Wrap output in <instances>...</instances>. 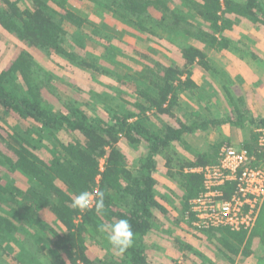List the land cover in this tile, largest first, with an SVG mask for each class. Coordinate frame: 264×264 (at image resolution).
<instances>
[{"label":"trees","instance_id":"obj_1","mask_svg":"<svg viewBox=\"0 0 264 264\" xmlns=\"http://www.w3.org/2000/svg\"><path fill=\"white\" fill-rule=\"evenodd\" d=\"M83 2L107 11L118 26L92 23ZM244 19L264 26V0H0V27L23 45L0 70V264H149L148 235L156 214L167 212L156 190L157 156L165 161V175L183 190L176 197L180 221L202 182L199 174L185 173L184 168L214 163L222 144L210 146L189 163L174 159L173 144H184L185 135L199 130L251 126L250 140L240 147L263 157L255 129L264 126V118L251 117L240 106L243 99L228 86H222L228 108L218 117L187 111L180 99L200 88L191 78L194 65L218 77L209 55L228 46L222 32ZM86 24L92 27L91 37L113 49L120 48L112 40L123 39L126 30L134 31L137 39L164 35L178 47L180 57L169 64L138 60L139 67L133 69L105 49L102 58L121 67L114 78L133 99L120 92L111 97L95 93L96 103L58 96L49 105L44 90L55 94V89L40 54L110 74L99 66L98 56L66 47L68 27ZM120 143L137 153L133 160ZM95 190L105 193L103 215L94 207L83 212L72 207L76 194ZM118 219H127L134 232V246L123 254L113 250L101 231L102 225ZM217 231L222 232L221 249L252 254L255 229L199 233ZM89 245L101 249L103 257L91 258Z\"/></svg>","mask_w":264,"mask_h":264},{"label":"rangeland","instance_id":"obj_2","mask_svg":"<svg viewBox=\"0 0 264 264\" xmlns=\"http://www.w3.org/2000/svg\"><path fill=\"white\" fill-rule=\"evenodd\" d=\"M48 4L56 9L53 4L49 2ZM20 7H24L21 2ZM81 8L88 13L92 23H104L109 28L118 26L107 11L96 5L83 2ZM202 27L209 30L207 24H202ZM108 29H105V32L112 34L111 31H107ZM91 30L92 27L89 24L81 29L68 27L66 47L71 46L78 53L90 52L98 56L99 66L110 71V74L106 76L74 67L54 54L48 57L40 54L38 57L41 58L39 59L41 66L55 89V94L44 90L47 104L54 106L58 96L71 97L78 102L93 101L96 103L95 93L103 97H111L120 92L123 98L132 100L131 91L127 87H120L114 78V72L121 67L102 58L101 55L105 49L113 51L117 60L133 69L139 67L140 63L136 62L138 60L150 63L152 59L169 64L177 62L180 57L178 47L167 41L164 35L145 34L137 39L134 31L126 30L123 32V39L112 40L113 45L120 48L113 49L105 40L91 37ZM221 36L227 41L228 46L209 55L212 67L218 71V77L213 78L204 68L194 65L191 78L200 88L193 94L185 92L181 96L183 108L197 112L201 117L207 114L220 116L228 108L224 96L225 91L222 88L226 85L234 96L243 99L240 106L246 107L251 117L256 119L264 117V26L252 24L244 19L226 29ZM20 48H23V45L0 27V70ZM89 109L93 110V107L89 106ZM244 128L250 134L251 126H245L242 129ZM235 131L229 128L228 132L225 128V133L228 135L224 138L222 130L208 135L203 133L200 136L189 138L188 148L180 146L176 148V151L194 160L202 151L209 149L212 143L236 142ZM60 137L63 140L69 139L66 135H60ZM120 147L130 160L137 155L122 143ZM102 164L103 160L100 162V165ZM156 177V190L161 197L159 200L167 212L156 214L155 227L148 235L149 264H230L227 257L232 258L234 264H264V239L262 241L261 238L263 235L259 237L256 235L258 240L255 237L251 239L252 254L248 256L243 253L234 255L226 247L221 249L222 244L219 242L222 232L199 233L191 229L184 220L180 221L176 197L183 192L182 188L170 180L163 170L157 173ZM261 209L259 228L264 225V206ZM184 246L190 249H185ZM88 252L91 258L103 257L104 254L98 247L90 245Z\"/></svg>","mask_w":264,"mask_h":264},{"label":"built area","instance_id":"obj_3","mask_svg":"<svg viewBox=\"0 0 264 264\" xmlns=\"http://www.w3.org/2000/svg\"><path fill=\"white\" fill-rule=\"evenodd\" d=\"M255 133L262 158L224 143L214 163L188 170L202 178L183 217L194 231L225 228L250 232L255 227L264 202V126Z\"/></svg>","mask_w":264,"mask_h":264},{"label":"clouds","instance_id":"obj_4","mask_svg":"<svg viewBox=\"0 0 264 264\" xmlns=\"http://www.w3.org/2000/svg\"><path fill=\"white\" fill-rule=\"evenodd\" d=\"M104 200L105 193L103 191L95 190L94 194L89 191H81L72 200V207L82 212L94 207L97 215H103ZM101 231L106 234L108 243L117 254H123L134 246V232L127 219H118L102 225Z\"/></svg>","mask_w":264,"mask_h":264},{"label":"crops","instance_id":"obj_5","mask_svg":"<svg viewBox=\"0 0 264 264\" xmlns=\"http://www.w3.org/2000/svg\"><path fill=\"white\" fill-rule=\"evenodd\" d=\"M196 82V81H195ZM178 116L181 114V113H176ZM215 117H217V116H215ZM259 118V117H258ZM262 118H264V117H262ZM225 128H227L228 129V132H229V128L231 129V127L229 126V125H222L219 129H217L216 131L215 130H206V131H201V130H199V131H197L194 135H185L184 137H183V140H184V144H173L172 145V148H173V150H174V153H175V155H174V159L175 160H177L178 161V159L179 160H181V161H183L184 163H186V162H193V161H195V158H194V160H190V159H188L187 157H185V156H183V155H181L182 153L180 152V151H176V148L177 147H180V146H182V147H187L188 148V144L190 143V141H189V138H192V137H195V136H200L201 134H205V135H208V134H211V133H216V132H219V131H221L222 130V137L224 138V136H227L228 135V133H227V135H226V133H225ZM236 131H235V133H236V137H237V141L236 142H232V144L231 145H233V146H236V147H240V145H242L243 143H245V142H248L249 140H250V134L245 130V128L244 129H242V128H236L235 129ZM217 143V142H216ZM216 143H212L211 144V146L212 145H214V144H216ZM219 143V142H218ZM179 149V148H178ZM206 150H204V151H202V152H205ZM201 154V153H200ZM159 158L161 159V160H159ZM156 161H157V169H156V173H155V176L157 175V173H160L162 170L164 171V163H165V161L159 156V157H157V159H156ZM195 167H198V166H195ZM190 168H194V167H185L184 168V172L185 173H190L188 170L190 169ZM156 180H157V177L155 178ZM264 206V202H263V205H262V207ZM262 210V209H261ZM259 218H260V215L258 216V219H257V222H256V224H255V227L253 228V229H255V231H256V235L259 237L260 235L262 236L263 235V233H264V225L263 226H261L260 228H259V225H258V221H259ZM255 239L256 240H258V238L255 236ZM227 259H228V261H229V258L227 257ZM227 261V262H228Z\"/></svg>","mask_w":264,"mask_h":264}]
</instances>
